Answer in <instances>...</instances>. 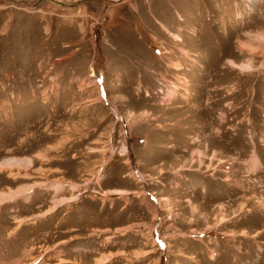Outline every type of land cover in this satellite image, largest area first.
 <instances>
[{"label": "rangeland", "instance_id": "rangeland-1", "mask_svg": "<svg viewBox=\"0 0 264 264\" xmlns=\"http://www.w3.org/2000/svg\"><path fill=\"white\" fill-rule=\"evenodd\" d=\"M0 264H264V0H0Z\"/></svg>", "mask_w": 264, "mask_h": 264}, {"label": "bare ground", "instance_id": "bare-ground-1", "mask_svg": "<svg viewBox=\"0 0 264 264\" xmlns=\"http://www.w3.org/2000/svg\"><path fill=\"white\" fill-rule=\"evenodd\" d=\"M13 165V164H12Z\"/></svg>", "mask_w": 264, "mask_h": 264}]
</instances>
